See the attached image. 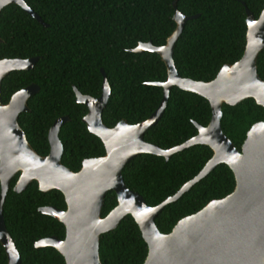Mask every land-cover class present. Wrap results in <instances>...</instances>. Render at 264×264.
Listing matches in <instances>:
<instances>
[{"label":"trees","instance_id":"16d2710c","mask_svg":"<svg viewBox=\"0 0 264 264\" xmlns=\"http://www.w3.org/2000/svg\"><path fill=\"white\" fill-rule=\"evenodd\" d=\"M42 20L43 26L19 5L10 3L0 10V58L38 56L30 69L10 71L1 79V101L6 103L20 88L33 82L39 90L31 95L28 112H21L18 122L32 148L47 155V133L55 118L68 115L70 120L59 130L63 145L61 162L72 171L80 169L85 158L105 154L101 139L91 133L82 117L87 111L77 103L72 86L94 97L101 94L103 68L110 89L102 111L108 127L119 120L137 123L148 117L162 99V87L145 84L164 81L167 70L155 52H133L139 41L166 43L176 23L174 0H24ZM246 7L257 18L264 0H176L177 10L185 15L199 14L185 22L174 45L173 59L182 77L210 81L224 64H232L245 48ZM257 74L264 80V48L258 53ZM159 121L144 134V140L163 149L181 144L197 134L194 122L206 126L211 106L203 96L172 86ZM221 128L240 149L248 129L264 121V107L253 98L235 105L222 103ZM212 156L205 144H194L163 156L140 153L125 164L122 176L128 188L142 195L154 206L173 195L193 178ZM9 184L3 204L6 228L19 252L21 264H65L64 257L52 246L36 248L35 241L55 235L64 238L65 227L56 218L39 211L40 206L66 208L61 191H41L35 180L22 192ZM235 186L233 172L219 163L194 183L177 200L165 205L155 223L168 233L183 216L202 208L211 199L222 198ZM117 203L108 190L101 208L105 216ZM147 244L130 214L116 228L99 237L101 264H142ZM0 264H7L0 244Z\"/></svg>","mask_w":264,"mask_h":264},{"label":"water","instance_id":"95a60500","mask_svg":"<svg viewBox=\"0 0 264 264\" xmlns=\"http://www.w3.org/2000/svg\"><path fill=\"white\" fill-rule=\"evenodd\" d=\"M10 3L19 5L43 26H48L24 0H0V10ZM241 3L247 27L242 56L232 64H224L212 80L201 81L182 77L173 59L174 45L185 22L199 14L185 15L177 10L176 0L173 1L176 26L166 43L156 46L150 40L139 41L132 49L133 52L157 53L167 70L166 80L145 82L161 86L162 99L148 117L137 123L130 124L125 119L112 127L103 123L102 111L112 93L103 68H100L103 91L99 96L83 94L72 86L77 103L87 108L82 121L101 139L105 148L104 155L83 159L77 171L61 162L63 145L59 130L70 120L68 115L55 118L50 125L47 155H39L32 148L19 125L18 116L30 110L27 100L39 90L37 84L31 82L14 92L6 103L1 101V79L12 70L32 68L39 57L0 58V244L7 264H21L3 216L4 200L16 173L19 175L13 190L17 193L33 180L41 191L62 192L65 209L44 205L39 211L64 225V238L46 236L35 241L34 246L54 247L64 257L65 264H101L100 235L116 228L127 214L132 216L147 244L142 264H264V121L251 125L240 149L225 135L220 123L222 103L235 105L253 98L264 107V80L258 76L256 65L258 53L264 48V7L255 18L245 3ZM172 86L206 98L211 106V117L206 126L194 122L196 135L163 149L145 141L144 134L161 118ZM194 144L209 146L212 156L193 178L159 204L147 205L141 194L125 184L122 169L137 154L150 153L167 160L173 153ZM219 163L226 164L233 172V190L181 217L168 233L160 232L155 218L162 208L177 200ZM108 190L115 192L117 203L102 217L101 208Z\"/></svg>","mask_w":264,"mask_h":264}]
</instances>
